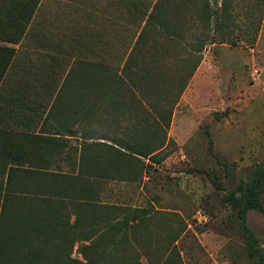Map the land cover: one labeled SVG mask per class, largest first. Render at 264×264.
I'll list each match as a JSON object with an SVG mask.
<instances>
[{"label": "rangeland", "instance_id": "obj_1", "mask_svg": "<svg viewBox=\"0 0 264 264\" xmlns=\"http://www.w3.org/2000/svg\"><path fill=\"white\" fill-rule=\"evenodd\" d=\"M19 1L0 0V20ZM38 1L43 21L78 3ZM160 1L177 37L147 28L123 70L64 51L76 41L54 24L0 41L13 49L4 75L28 80L1 95L50 105L45 118L0 107L5 128L33 127L0 133V264H254L227 196L264 169V0ZM202 2L220 9L208 32L221 43L198 44ZM138 32L119 38L131 47ZM13 57L31 60L9 72ZM13 162L26 170L8 173ZM259 196L247 224L264 253V181Z\"/></svg>", "mask_w": 264, "mask_h": 264}, {"label": "trees", "instance_id": "obj_2", "mask_svg": "<svg viewBox=\"0 0 264 264\" xmlns=\"http://www.w3.org/2000/svg\"><path fill=\"white\" fill-rule=\"evenodd\" d=\"M40 3L41 1L38 0H21L18 3L7 5L4 8V19L0 20V41L17 43L20 37L17 33H26L28 26L31 28L30 25L35 24V22V25H40L43 31L48 32L50 30L48 24H54L60 28L64 38L76 41L74 42L76 44L74 48L65 50L68 48L66 47L63 49L64 51H73L77 54L86 51L91 63L119 66L123 70L127 68V64L130 62L129 58L131 59V54H133L139 40L143 38L147 28L158 26L165 34L174 32L177 37L175 30H171L168 22L169 18H166L168 16L166 6L163 10L161 9V5L165 2L160 0H78L76 5L60 2L56 5V8L49 9L45 13V21L42 18L35 19L40 9ZM64 6H68L69 9L66 15L62 14ZM218 10L220 9L211 10L208 2L200 3L196 9L201 30L207 31L203 36V40L198 41L199 45L223 42V34H216V32L209 34L208 32L211 28L218 31L223 26V18ZM133 27L139 32L130 47L131 34L129 37L128 35L124 36V39L119 38V35L124 30L130 33V30H134ZM50 37L49 34H46L44 40L37 39L35 42L43 48L49 47L54 43ZM12 50L10 47L0 45V79L9 66ZM47 94H49V97H47V102H49V88ZM14 104L20 108L23 106H25L24 108L31 107L28 102L26 104L24 102ZM33 105L37 108L42 107L41 102L38 101L33 102ZM14 153L18 156L17 151ZM145 155H149L150 159L155 158V154H151V152ZM21 165L18 162L9 164L8 173L18 169L26 170V168H21ZM10 180V175H7L6 185ZM263 181L264 169L258 172L251 182L240 185L236 194L232 192L227 196L228 202L237 211L238 225L244 238L245 249L247 254L254 260V264H264V253L258 245L252 229L247 224V213L249 210L259 211L261 209L259 188ZM1 216L2 210L0 209V225Z\"/></svg>", "mask_w": 264, "mask_h": 264}, {"label": "crops", "instance_id": "obj_3", "mask_svg": "<svg viewBox=\"0 0 264 264\" xmlns=\"http://www.w3.org/2000/svg\"><path fill=\"white\" fill-rule=\"evenodd\" d=\"M31 52H26V58H30V54ZM40 56L42 55V54H39ZM43 56V55H42ZM44 57V56H43ZM22 59L24 60L23 62L25 63L27 60H31V59H24V57H22V58H14L13 57V59H12V62H11V64H10V69H8V71L9 72H11V71H18V68L19 67H21L20 65H21V63L22 64H24L23 62H22ZM42 61L43 60H40V62L41 63H39L40 65L42 64ZM28 62H26V64H27ZM25 64V65H26ZM25 77H23L22 75H11L10 73L8 74V75H4L1 79H0V91L3 89V91L5 92V93H7L6 91L9 89V90H11L10 88H15V84H17V83H20L21 84V81H25V82H27L28 80H26V78L24 79ZM6 83H10V86H8ZM2 88V89H1ZM48 89V88H47ZM47 89L44 91V93L42 94V98L45 100L47 97H49V94H47ZM12 91V90H11ZM27 91H29L30 93H33V92H35V90H34V87L33 86H28V88H27ZM4 92H2V94H4ZM12 93H13V91H12ZM31 95H33V94H31ZM11 98V100H14L12 97H10ZM10 98L8 99V101L7 100H5L6 98L4 97V96H2L1 95V93H0V107L1 106H4V105H6V104H9V107L8 108H11L12 110H16V109H18L19 111H21V112H23V111H27V108H24L25 106H23L22 108H20V107H16V106H12V103L13 102H9V100H10ZM37 98H39V97H37ZM35 101H37L36 100V98H33V100H32V102H29L28 101V103L31 105V107L30 108H32V104H33V102H35ZM32 103V104H31ZM46 102H41V108H37L36 106H33V108H34V110H36V112H41V113H43V118H45V116L48 114V112H49V109H50V105H48L47 107H45V104ZM46 109V110H45ZM1 110V109H0ZM45 110V111H44ZM31 113H33V112H31ZM20 119V118H19ZM22 126V128H19V127H16V128H13V129H11V128H5L4 127V125H3V122H2V120L0 119V133H2V132H13V131H15V130H20V129H22L21 131H19V132H21V134L22 135H27L28 134V136L29 135H32V131L33 130H31V129H29V127H27V126H25L24 124H22L21 125ZM26 129H28L27 131H25ZM33 133H37V132H33ZM33 135H35V134H33ZM30 137V136H29ZM14 155H15V153H14Z\"/></svg>", "mask_w": 264, "mask_h": 264}]
</instances>
